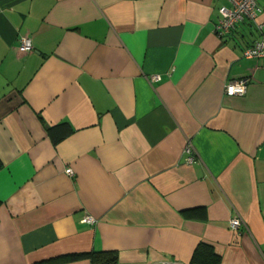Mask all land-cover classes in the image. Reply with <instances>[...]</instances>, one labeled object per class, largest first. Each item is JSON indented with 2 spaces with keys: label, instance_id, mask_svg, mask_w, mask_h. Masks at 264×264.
Returning <instances> with one entry per match:
<instances>
[{
  "label": "crops",
  "instance_id": "1",
  "mask_svg": "<svg viewBox=\"0 0 264 264\" xmlns=\"http://www.w3.org/2000/svg\"><path fill=\"white\" fill-rule=\"evenodd\" d=\"M225 4L0 0V264H191L199 242L264 264V55H242L264 12L218 37Z\"/></svg>",
  "mask_w": 264,
  "mask_h": 264
},
{
  "label": "built area",
  "instance_id": "2",
  "mask_svg": "<svg viewBox=\"0 0 264 264\" xmlns=\"http://www.w3.org/2000/svg\"><path fill=\"white\" fill-rule=\"evenodd\" d=\"M228 4L221 5L219 7L220 16L214 23V32L218 37H224L230 34L235 28L238 22L242 20H250L255 22L257 28H261L262 24L259 20V16L264 12V6H262L258 0H227ZM32 42L29 37L23 36L19 39V49L23 51L32 49ZM242 55L246 57H258L264 55V36L256 39L251 44L245 46L242 50ZM158 75L151 76L152 80L158 79ZM249 81L248 76L239 77L236 80H229L224 86V92L227 95L243 94L246 91ZM186 157L189 162L193 161L192 143L189 140L185 146ZM69 175H72L70 168L66 169ZM84 222L94 224L96 218L91 215H84L81 219ZM241 223L240 218L233 217L230 220L231 228L239 227ZM93 264H114L113 262H94Z\"/></svg>",
  "mask_w": 264,
  "mask_h": 264
},
{
  "label": "trees",
  "instance_id": "3",
  "mask_svg": "<svg viewBox=\"0 0 264 264\" xmlns=\"http://www.w3.org/2000/svg\"><path fill=\"white\" fill-rule=\"evenodd\" d=\"M72 131L73 127L67 121H62L57 124L47 126V134L54 144L68 136L70 133H72ZM1 167L2 162L0 159V168ZM87 256L92 257L93 262H114L116 260V252L114 250H99L60 255L54 258L40 260L34 264H51L62 260L77 259ZM219 262L220 255H218L214 251L213 247L206 242H199L195 247L191 257V264H219Z\"/></svg>",
  "mask_w": 264,
  "mask_h": 264
}]
</instances>
